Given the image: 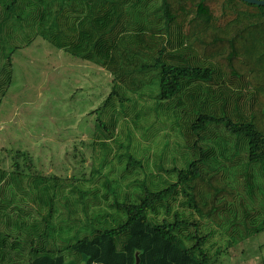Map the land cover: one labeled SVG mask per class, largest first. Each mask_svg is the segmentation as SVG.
Listing matches in <instances>:
<instances>
[{
	"label": "trees",
	"instance_id": "16d2710c",
	"mask_svg": "<svg viewBox=\"0 0 264 264\" xmlns=\"http://www.w3.org/2000/svg\"><path fill=\"white\" fill-rule=\"evenodd\" d=\"M37 37L110 74L91 113L103 159L88 179L43 175L23 152L0 168V264H211L220 239L264 231V6L0 0V103ZM162 130L149 170L139 140Z\"/></svg>",
	"mask_w": 264,
	"mask_h": 264
},
{
	"label": "rangeland",
	"instance_id": "374dc122",
	"mask_svg": "<svg viewBox=\"0 0 264 264\" xmlns=\"http://www.w3.org/2000/svg\"><path fill=\"white\" fill-rule=\"evenodd\" d=\"M10 85L0 103V168H10L13 155L23 152L31 157L34 169L43 175L88 179L103 159L102 152L98 148L93 151L90 145L96 117L91 113L103 103L110 90V74L92 63L55 50L37 37L30 45L14 52ZM163 134L162 130L155 140H139L141 146L150 145L149 170H153V154L159 148L151 142L162 139ZM135 137L139 138V133ZM166 138L169 139H164V143L175 146L176 134ZM171 148L169 158L175 157L174 166L182 168L183 152ZM119 152L126 153V150ZM146 154L144 148L135 153L137 159L145 158ZM122 166L116 164L112 175ZM139 173L138 177L143 178L144 172ZM246 241L228 246L226 239H220L211 250H218L211 264H264V231Z\"/></svg>",
	"mask_w": 264,
	"mask_h": 264
},
{
	"label": "water",
	"instance_id": "95a60500",
	"mask_svg": "<svg viewBox=\"0 0 264 264\" xmlns=\"http://www.w3.org/2000/svg\"><path fill=\"white\" fill-rule=\"evenodd\" d=\"M242 1L247 2L249 4L264 6V0H242ZM138 263H139V258L137 256V254H135V262H134V264H138Z\"/></svg>",
	"mask_w": 264,
	"mask_h": 264
}]
</instances>
